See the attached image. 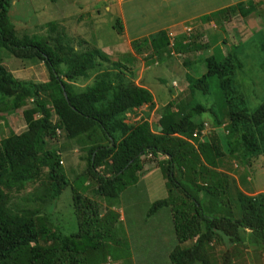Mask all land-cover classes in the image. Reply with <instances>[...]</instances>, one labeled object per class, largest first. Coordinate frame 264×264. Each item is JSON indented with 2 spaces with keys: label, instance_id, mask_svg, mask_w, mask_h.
<instances>
[{
  "label": "trees",
  "instance_id": "trees-1",
  "mask_svg": "<svg viewBox=\"0 0 264 264\" xmlns=\"http://www.w3.org/2000/svg\"><path fill=\"white\" fill-rule=\"evenodd\" d=\"M10 4V0H0V50L17 59L42 62L48 80H16L0 63V112L14 113L28 99L33 104L22 110L25 130L0 139V264L127 262L130 246L125 239L119 240L114 226L118 214L109 210L101 217L97 205L83 193L89 191L116 203L138 183L143 158L149 156L157 160L166 197L154 201L146 217L167 209L161 219L172 229L166 231L172 234L169 241H177L168 254L169 263L231 264L236 249L222 255L218 263V243L227 248L229 243L245 240L247 245L264 251V192L250 196L237 190V214L231 209L235 204L229 195V177L219 169L225 157L221 141L213 129L207 135L203 124L195 122L196 116L207 112L196 98L209 97L214 82L216 96L225 108H211L208 112L214 128L227 119L224 131L228 157L246 166L264 155V101L253 113L248 112L243 91L235 81L237 69L243 67L237 53L224 57L216 47L204 59L205 73L199 78L188 77L190 101L184 105L167 103L159 115V131L153 132L146 115L137 123L127 122V115L140 107L154 108L148 89L128 80L122 70H111L96 74L92 85L77 90L75 83L108 56L97 48L75 51L64 28L55 22L45 24L54 35H17L9 16ZM248 5L236 4L200 18L209 22L221 13L235 11L246 17L254 10L251 3ZM116 26L121 32L119 19ZM145 43L156 58L170 54L165 30L151 35ZM246 45L243 49L253 50ZM193 48L190 39L172 45L178 54ZM263 49L257 46L254 51L260 54ZM62 135L66 143L60 149L73 145L84 153L86 171L74 173L72 184L63 170L60 151L48 148L51 140ZM90 182L96 184L94 189L89 187ZM33 183H39L41 189L11 204L2 190L20 193ZM69 186L77 230L66 234L53 225L50 212ZM35 201L43 203L45 215L28 207ZM235 215L238 217L234 219ZM188 242L190 245L183 246ZM258 251L253 249L251 264H259Z\"/></svg>",
  "mask_w": 264,
  "mask_h": 264
},
{
  "label": "rangeland",
  "instance_id": "rangeland-1",
  "mask_svg": "<svg viewBox=\"0 0 264 264\" xmlns=\"http://www.w3.org/2000/svg\"><path fill=\"white\" fill-rule=\"evenodd\" d=\"M10 3L9 16L17 35L44 36L47 32L51 33L45 24L55 22L58 27L64 28L75 51L97 48L108 56L86 78L75 83L77 90L92 85L94 76L98 73L122 70L128 80L151 92L154 108L144 105L129 113L127 122L130 124L139 122L146 115L150 129L158 132L157 122L161 109L169 102L184 105L190 101L188 77L199 78L205 73L204 59L211 56L216 47L220 48L224 57L230 52L237 53L243 64L236 71L235 81L243 91L241 93L248 112L253 113L264 101V49L260 54L254 51L257 46L264 48V0H10ZM249 3L254 10L246 17L235 11L221 13L209 22L200 18L236 4L248 7ZM118 19L123 28L121 32L116 26ZM160 30H165L170 39V54L163 53L160 58H156L149 42L144 44V41ZM188 39L194 43L192 51L178 54L172 50L174 43L186 42ZM51 41L53 43V38ZM244 45L253 50L243 49ZM0 59L1 65L16 80H30L35 83L48 80V72L42 62L17 59L3 49L0 50ZM115 65H120L119 69ZM211 91L206 99L199 96L196 98L205 106L207 112L196 116L195 122L197 125L203 124L207 135L213 129L221 141L225 157L222 160L223 166L219 169L229 177V195L234 206L237 190L247 195L264 192V155L250 160L246 166L228 157L224 131L227 119H223L222 126L214 128L211 123L212 114L208 112L211 108L219 111L225 108V104L216 96L217 86L214 82ZM31 106L33 104L28 99L26 105L14 113L0 112V139L25 130L22 110ZM65 143L62 135L51 140L48 148L53 147L60 151L63 170L72 184L74 173L86 171V163L82 160L84 153L79 148L71 145L64 150L60 149ZM137 174L138 183L128 188L116 203L89 191L83 193L84 197L97 205L101 217L107 215L109 210L118 214V220L114 222L117 236L119 240L125 239L130 246L131 257L127 262L107 264H171L168 254L177 245V241H169L172 234L166 231L172 229L165 224V219H161L167 209H161L153 216L146 217L150 205L166 197V187L157 160L151 156L143 158L142 171ZM89 187L94 189L96 184L90 182ZM40 189L39 183H33L25 186L20 193L15 190H2L9 196L11 204L17 198L37 193ZM42 205L43 203L40 205L35 201L28 207L39 209V215L43 216L45 211ZM236 208L231 207L235 213ZM50 213L54 226H59L66 234L76 232L71 186L62 192ZM237 217L235 215L234 219ZM227 248L224 244H217L215 252L218 263L221 262L222 255L230 253L234 248L236 250L235 255L231 256V264H251L253 249L259 250V264H264V251L247 245L245 240L239 244L229 243Z\"/></svg>",
  "mask_w": 264,
  "mask_h": 264
},
{
  "label": "clouds",
  "instance_id": "clouds-1",
  "mask_svg": "<svg viewBox=\"0 0 264 264\" xmlns=\"http://www.w3.org/2000/svg\"><path fill=\"white\" fill-rule=\"evenodd\" d=\"M142 87V86H141ZM202 133L204 134L205 133V131H202ZM241 192H243V191H241ZM244 193V192H243ZM247 195V194H246ZM250 196H255V195H250ZM237 206V204L235 203V206L234 207H236Z\"/></svg>",
  "mask_w": 264,
  "mask_h": 264
}]
</instances>
